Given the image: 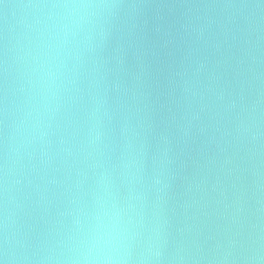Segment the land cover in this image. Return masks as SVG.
<instances>
[{
  "label": "water",
  "instance_id": "water-1",
  "mask_svg": "<svg viewBox=\"0 0 264 264\" xmlns=\"http://www.w3.org/2000/svg\"><path fill=\"white\" fill-rule=\"evenodd\" d=\"M34 2L0 0V262L69 264L115 205L128 264H264V0H84L47 109Z\"/></svg>",
  "mask_w": 264,
  "mask_h": 264
},
{
  "label": "clouds",
  "instance_id": "clouds-1",
  "mask_svg": "<svg viewBox=\"0 0 264 264\" xmlns=\"http://www.w3.org/2000/svg\"><path fill=\"white\" fill-rule=\"evenodd\" d=\"M21 7L29 9L32 17L26 50L31 82L47 109L48 101L56 96L65 58L76 53L83 43L80 35L95 15V6L84 0H37ZM42 114L39 106L29 113L33 123L26 122L21 143L39 128ZM102 215L76 240L69 264H128L129 242L137 226L135 217L115 205Z\"/></svg>",
  "mask_w": 264,
  "mask_h": 264
}]
</instances>
